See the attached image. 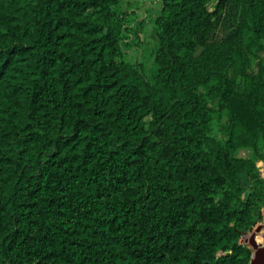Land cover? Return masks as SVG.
<instances>
[{"label":"trees","instance_id":"16d2710c","mask_svg":"<svg viewBox=\"0 0 264 264\" xmlns=\"http://www.w3.org/2000/svg\"><path fill=\"white\" fill-rule=\"evenodd\" d=\"M129 4L0 0V264L248 263L264 0Z\"/></svg>","mask_w":264,"mask_h":264},{"label":"rangeland","instance_id":"374dc122","mask_svg":"<svg viewBox=\"0 0 264 264\" xmlns=\"http://www.w3.org/2000/svg\"><path fill=\"white\" fill-rule=\"evenodd\" d=\"M123 1H125V0H123ZM127 1L130 2L128 7L135 8L137 10L136 15L138 17H141V15L143 14V10L144 9L147 10L146 6L149 5L150 2H153L154 0H127ZM139 11L141 12V15L139 14ZM147 11L150 12L149 8ZM150 17H151V15H150ZM150 17L146 18V21H145V25H144L145 36H144L143 43H142L143 47H142V50H141L140 55H139L140 60L144 64V68L146 70L147 76L149 75V70L152 67L151 58L147 57V51L151 46L150 43L152 42V39H153L152 36H154L153 25H152V21L150 20ZM136 57H137V55H133V56L132 55H124L123 59H125L127 61H134L136 59ZM248 153H249V151L247 149H240L236 152V154L238 156H246V155H248ZM256 166L258 168L259 176L264 179V149H263V159L257 161ZM260 210H261V214H260L259 220L256 221V224L262 225V229L260 230L262 235L256 236L255 240H259V237H261L260 238V242H261L262 236L264 234V204L261 206ZM241 238H242V236L240 237V239Z\"/></svg>","mask_w":264,"mask_h":264},{"label":"water","instance_id":"95a60500","mask_svg":"<svg viewBox=\"0 0 264 264\" xmlns=\"http://www.w3.org/2000/svg\"><path fill=\"white\" fill-rule=\"evenodd\" d=\"M260 214L261 210H259V216ZM261 229L262 225L255 222L242 234V238L239 239V243L244 244L249 251L247 264H264V241L256 242L255 240V236L262 235Z\"/></svg>","mask_w":264,"mask_h":264},{"label":"bare ground","instance_id":"6f19581e","mask_svg":"<svg viewBox=\"0 0 264 264\" xmlns=\"http://www.w3.org/2000/svg\"><path fill=\"white\" fill-rule=\"evenodd\" d=\"M258 236V235H257ZM256 237V236H255ZM264 241V234H263V236H262V241L261 242H263Z\"/></svg>","mask_w":264,"mask_h":264}]
</instances>
